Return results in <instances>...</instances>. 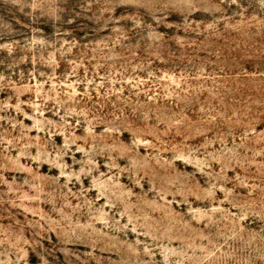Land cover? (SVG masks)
Instances as JSON below:
<instances>
[{
    "label": "rangeland",
    "instance_id": "rangeland-1",
    "mask_svg": "<svg viewBox=\"0 0 264 264\" xmlns=\"http://www.w3.org/2000/svg\"><path fill=\"white\" fill-rule=\"evenodd\" d=\"M0 264H264V0H0Z\"/></svg>",
    "mask_w": 264,
    "mask_h": 264
}]
</instances>
